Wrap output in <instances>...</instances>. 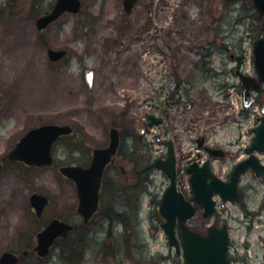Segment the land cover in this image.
Here are the masks:
<instances>
[{
    "label": "rangeland",
    "instance_id": "1",
    "mask_svg": "<svg viewBox=\"0 0 264 264\" xmlns=\"http://www.w3.org/2000/svg\"><path fill=\"white\" fill-rule=\"evenodd\" d=\"M121 1L81 0L78 14H66L38 32L34 22L54 0H0V255L32 249L36 234L53 218L82 227L75 186L56 167L24 169L6 161L7 153L32 128H74L72 136L54 146L59 166L89 165L93 149L108 145L113 125L123 132L121 155L104 173L98 213L84 229L59 240L40 264H184L161 228L158 206L168 180L155 169L145 175L143 142L129 144L131 133L140 139L149 114L162 116L156 106L174 93L176 78L184 85L170 108L165 105L164 122L145 136L152 143V158L164 151L155 135L181 142L178 151L190 158L197 149L191 138L200 135L228 153L213 161L215 175L226 180L237 162L235 155H244L241 132L255 126L264 106L263 87L255 96L256 105L243 111L242 89L234 75L240 69L255 76L252 47L262 32L251 1L138 0L129 16ZM149 1H155L152 23L147 17ZM160 1H168L167 21L161 19ZM210 29L211 38H216L212 65L194 68L198 51L193 31ZM167 30L174 33L178 51L165 46ZM49 48L65 49L66 58L50 63ZM86 71L93 73L92 85L86 82ZM162 127L170 130L167 137L159 133ZM186 162L177 184L192 200L183 171ZM33 193L50 201L40 220L29 204ZM216 201L214 217L205 218L199 210L188 226L206 233L211 224L227 225L230 263L264 264V181L247 175L236 203L223 208ZM34 258L22 264H35Z\"/></svg>",
    "mask_w": 264,
    "mask_h": 264
},
{
    "label": "water",
    "instance_id": "2",
    "mask_svg": "<svg viewBox=\"0 0 264 264\" xmlns=\"http://www.w3.org/2000/svg\"><path fill=\"white\" fill-rule=\"evenodd\" d=\"M124 10L129 14L137 0H123ZM253 7L258 13L259 18H264V0H252ZM80 10L79 0H57L52 11L36 20L35 25L38 31H42L49 24L57 20L63 13L76 14ZM264 31V21L262 22ZM254 66L258 76L256 81L253 78L240 75V81L245 88L244 106L249 107L253 98L250 89L258 90L264 81V37L258 39L253 44ZM50 61L57 62L65 56L63 50L47 51ZM91 72L87 73L88 82L91 83ZM264 112V109H263ZM152 123H159L160 120L153 116L149 117ZM72 129L69 126L45 125L29 131L8 154V159L15 161L21 160L29 165L46 166L52 164L51 147L54 141L62 135L70 134ZM255 138L252 141L247 153L255 150L264 152V117L262 123L255 130ZM119 144L118 132L115 129L110 131L109 146L105 149L93 151V158L88 168L80 166L64 167L60 171L67 178L74 181L77 189L79 205L77 212L83 217L86 224L98 207V191L100 188L101 177L106 165L111 162ZM211 155L222 157L220 151L206 149ZM174 156L169 149V157L166 162L155 163V166L163 170L170 179V186L166 189L162 202L159 207L161 216L165 219L162 228L168 236V242L179 250L178 241L175 237L174 224L178 219L182 235L183 256L185 264H228L226 260V250L228 234L227 228L218 229L212 226L208 229V235L202 236L185 225L195 213L193 205L184 199L182 194L177 192L175 184ZM249 169L256 172L257 176L264 174V169L258 166L254 156L239 163L233 170L229 182H223L215 177L206 163L202 168L196 165L188 169L190 176V186L194 201L204 210V216L210 217L215 213V202L213 196L218 195L223 202L234 201L238 196V186L241 175ZM210 179V180H208ZM32 207L37 215H41L43 208L47 204V199L33 195L30 198ZM72 226L61 223L57 220L52 221L47 228L37 235L38 244L35 251L40 257L47 255L49 247L58 237L64 236ZM26 254V253H24ZM19 258L9 252H5L0 257V264H18Z\"/></svg>",
    "mask_w": 264,
    "mask_h": 264
},
{
    "label": "flooded vegetation",
    "instance_id": "3",
    "mask_svg": "<svg viewBox=\"0 0 264 264\" xmlns=\"http://www.w3.org/2000/svg\"><path fill=\"white\" fill-rule=\"evenodd\" d=\"M161 4H162V12H163V15H162V20L164 21V19L167 21V17H168V1H160ZM155 3V1H149L146 5V7L148 8V11H147V17L150 18V21L152 20V17L155 13H153V4ZM152 23V21H151ZM205 24V23H204ZM146 27L148 26H151L150 24L148 25H145ZM212 29L210 30H207V31H200V32H196V31H193V35L197 38V40H193V44L194 45H197V64L195 65H191V66H194V68L198 67V68H210L211 65H212V61H211V55H213V51L215 49V36L213 34V38H211V34H212ZM186 32V31H185ZM174 34V33H172ZM172 34L169 30H167L164 34V44L165 46L170 49L171 48V52H174L176 49L177 51L180 49V46L177 45L176 41H174L172 39ZM179 36V34H178ZM187 47H184V49L186 50ZM190 66V67H191ZM178 85H184V81H180L178 80L177 81ZM244 112H248V111H244ZM261 120V116L258 115V116H255V126L253 128H251L248 132H244L242 131L241 132V135H240V138L241 140L244 138L245 142H246V145L243 146V153L246 154V150L247 148L249 147L252 139H253V136H254V129L255 127L257 126V123L260 122ZM120 131V138H122L123 140V132L121 130ZM150 131H153V129L151 128V125L150 124H146L145 127L143 129L140 130V139L137 138V136L135 135V133H131L129 135V137H131L130 139V143L129 144H133V143H136V141L138 142H143V148L144 151H145V157L144 159L146 160V166H148V168L146 169L147 171V174H149L150 172H152V168H153V164L154 162H156L157 160H161V161H165L167 159V156H168V151H169V146L172 147L173 151H174V154H175V159H176V174H177V178L180 177L181 175V166L183 164V162L187 159V162L184 164V172H186V169L187 167L192 164V163H196L198 165H201L202 163L206 162L208 159H210L208 157V155L203 151V149H200L198 147V140L199 138H202L203 140V147L204 148L205 146H210L212 148H218V147H215L213 145H210L209 143L206 142V138L203 137V136H200L198 135L197 137H192L191 139L195 141L196 143V146H197V149H196V153L194 155L193 158H190V154H188L189 157H187V155H185L184 153H180L178 151V148H179V145L181 142L177 141V142H174L173 140H171V138H166V139H163L161 140L160 138V135H155V138H156V141L161 144L164 148V151L161 152V155H158V157H156L155 159L152 158V155L149 153V151H151V149H149V145L152 144L151 143V140H149L150 138L146 137L145 136H148L150 134ZM159 133L161 134H168L170 133V130H167L166 128L162 127L161 129V132L159 131ZM242 134H246L245 136L242 135ZM125 136V135H124ZM143 137V138H142ZM167 137V135H166ZM122 142L121 141V144H120V147H119V150H118V153H117V156L114 160V163L116 162V159L120 157L121 155V149H122ZM130 151H132V149H130ZM180 153V154H179ZM151 155V156H150ZM256 156L258 157V160L260 161V164L264 166V155H261V154H256ZM224 157H228V153L227 152H224ZM248 156L247 155H241V157L239 158L237 155H235V158L237 160V162L241 161V160H244L246 159ZM211 161H214V160H211ZM236 162V163H237ZM24 169H37V168H34V167H29V166H26L22 163H19ZM247 175H251L252 177L255 178V173L253 172H248L245 176ZM230 177V175H229ZM227 177V178H229ZM260 181H264V177L258 179ZM49 200V199H48ZM50 202V201H49ZM32 211V210H31ZM177 228V226H176ZM178 233V231H177ZM227 259H228V253H227Z\"/></svg>",
    "mask_w": 264,
    "mask_h": 264
},
{
    "label": "bare ground",
    "instance_id": "4",
    "mask_svg": "<svg viewBox=\"0 0 264 264\" xmlns=\"http://www.w3.org/2000/svg\"><path fill=\"white\" fill-rule=\"evenodd\" d=\"M103 93H104V95H107L108 94V91L103 89ZM141 172L143 173V171H141ZM145 175H147V173H145Z\"/></svg>",
    "mask_w": 264,
    "mask_h": 264
},
{
    "label": "trees",
    "instance_id": "5",
    "mask_svg": "<svg viewBox=\"0 0 264 264\" xmlns=\"http://www.w3.org/2000/svg\"><path fill=\"white\" fill-rule=\"evenodd\" d=\"M81 228V227H80ZM80 228H79V231H80ZM81 229H83V228H81ZM35 264H40V261H35Z\"/></svg>",
    "mask_w": 264,
    "mask_h": 264
}]
</instances>
